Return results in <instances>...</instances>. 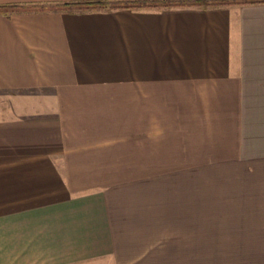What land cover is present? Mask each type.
I'll return each mask as SVG.
<instances>
[{
    "label": "crops",
    "instance_id": "crops-1",
    "mask_svg": "<svg viewBox=\"0 0 264 264\" xmlns=\"http://www.w3.org/2000/svg\"><path fill=\"white\" fill-rule=\"evenodd\" d=\"M218 213L264 245V2L0 0V264L187 260Z\"/></svg>",
    "mask_w": 264,
    "mask_h": 264
},
{
    "label": "rangeland",
    "instance_id": "rangeland-1",
    "mask_svg": "<svg viewBox=\"0 0 264 264\" xmlns=\"http://www.w3.org/2000/svg\"><path fill=\"white\" fill-rule=\"evenodd\" d=\"M216 215L218 217L214 219V225H212L213 223L210 225L211 218L200 220L201 225L209 224L214 228L212 232L208 229L209 233L203 239L204 244L195 246L198 251L193 250L192 258L187 255V260L168 261L167 264H264V245H232L224 243L225 239L222 237L221 229V213ZM178 248L179 246H177ZM176 254L178 255L179 253L177 252ZM197 256H199L198 259Z\"/></svg>",
    "mask_w": 264,
    "mask_h": 264
},
{
    "label": "trees",
    "instance_id": "trees-1",
    "mask_svg": "<svg viewBox=\"0 0 264 264\" xmlns=\"http://www.w3.org/2000/svg\"><path fill=\"white\" fill-rule=\"evenodd\" d=\"M264 2V0H242V3H261ZM106 4L104 2H96L92 4H81L82 8H100L104 7ZM111 6H118V4H112Z\"/></svg>",
    "mask_w": 264,
    "mask_h": 264
}]
</instances>
